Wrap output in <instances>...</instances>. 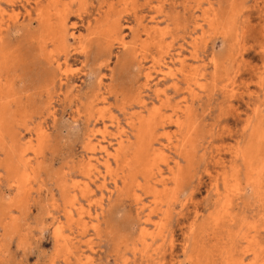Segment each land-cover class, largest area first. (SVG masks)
<instances>
[{"label": "rangeland", "instance_id": "rangeland-1", "mask_svg": "<svg viewBox=\"0 0 264 264\" xmlns=\"http://www.w3.org/2000/svg\"><path fill=\"white\" fill-rule=\"evenodd\" d=\"M66 3L0 0V264H264V0ZM155 25L162 42L145 33ZM163 103L164 121L190 113L181 133L158 128L178 136L170 146L155 143L156 164L183 178L137 202L99 147L113 152L121 128L134 141L129 122Z\"/></svg>", "mask_w": 264, "mask_h": 264}, {"label": "bare ground", "instance_id": "bare-ground-1", "mask_svg": "<svg viewBox=\"0 0 264 264\" xmlns=\"http://www.w3.org/2000/svg\"><path fill=\"white\" fill-rule=\"evenodd\" d=\"M40 1V0H38ZM45 1V0H44ZM78 0H68V3H66L64 6L67 8L68 7L77 2ZM83 1V0H82ZM137 1V0H136ZM37 2V0H36ZM150 2V1H149ZM39 3V2H38ZM51 3V2H50ZM83 3H87L86 2H82ZM209 3V1H208ZM36 4V3H35ZM88 4V3H87ZM116 4V3H115ZM120 4V2H119ZM128 4V3H127ZM134 4V3H133ZM40 5V4H38ZM37 5V6H38ZM43 5V4H42ZM41 5V8H42ZM61 5V4H60ZM121 5V4H120ZM75 6V4H74ZM86 5H83V7ZM126 6V5H125ZM118 7V6H117ZM127 7V6H126ZM39 9V7H38ZM71 9V8H70ZM37 10V9H36ZM41 10V9H39ZM117 10V9H116ZM79 11V10H78ZM69 12V11H68ZM132 12V11H131ZM158 13H162L164 17L163 19L166 20V15L163 13L164 11L162 10V7L158 8ZM37 13V12H36ZM59 13V11L57 12V14ZM81 13V12H80ZM203 13L205 14L204 17V21L209 25V26H222L223 21L224 20V14H222V12L220 13H214L213 15H208L207 10H204ZM39 14V13H38ZM71 14V13H70ZM82 14V13H81ZM207 14V16H206ZM41 16V15H39ZM37 16V17H39ZM59 17H56V23L63 28L66 25V16L63 14V12L60 11V13L57 15ZM118 16V15H117ZM75 17V16H74ZM157 17V16H156ZM156 17H152L153 20H155ZM237 17V16H236ZM54 18V17H53ZM119 17L116 18V20L112 21L110 24L107 25V27H105L104 29H99L96 32H94V34H104L105 36L111 32H115L116 31V23L119 22L118 20ZM39 20V18H37ZM236 19V18H235ZM233 20V19H231ZM22 21V20H21ZM41 21V20H40ZM99 21V20H98ZM30 22V21H29ZM54 22V23H55ZM95 22V21H94ZM41 23V22H40ZM227 23V21H226ZM235 23V22H234ZM96 24V23H94ZM232 24V23H231ZM40 25V24H39ZM98 25V24H97ZM101 25V24H100ZM119 25V23H118ZM121 25V24H120ZM119 25V26H120ZM89 26V24L87 25ZM225 26V25H224ZM223 26V27H224ZM227 26H229V24H227ZM68 27V26H67ZM47 28V27H46ZM92 28V27H91ZM120 28V27H119ZM226 28V30H223V36L225 34H227L229 32V27H224ZM231 28V26H230ZM232 29V28H231ZM146 35L148 38H152V39H156L159 38L160 42H162L164 40V35L167 33L166 30H160L158 28L157 25L145 30ZM118 32H120V30L118 29ZM43 33V32H41ZM72 33V32H71ZM239 33V32H238ZM51 34V41H56L59 40V38L64 34V32L62 33H58L55 30L50 31ZM119 34V33H118ZM69 36V35H68ZM69 38V37H68ZM41 39V38H40ZM75 39V38H74ZM119 39V38H117ZM42 40V39H41ZM43 41V40H42ZM71 41V40H70ZM120 44L126 48V43L123 41V39H119ZM46 42V41H45ZM50 42V41H49ZM160 42L158 43L159 46ZM44 43V42H43ZM85 43V42H84ZM55 44V43H54ZM162 44V43H161ZM49 45V44H48ZM45 46V45H44ZM61 47V46H60ZM109 47V46H108ZM42 48V47H41ZM46 48V47H45ZM164 47L162 46L161 49H163ZM44 49V48H43ZM61 49V48H60ZM67 49V48H66ZM50 50V49H49ZM52 50V49H51ZM82 50H85V46H82ZM45 52V51H43ZM131 52V51H130ZM41 53V52H40ZM67 53V52H65ZM42 55V54H41ZM44 55V54H43ZM49 55V54H48ZM68 55V53L66 54ZM55 56V55H54ZM65 56V55H64ZM162 56V55H161ZM44 57V56H43ZM47 57V56H45ZM44 57V59H45ZM67 57V56H66ZM52 58V57H51ZM58 58V57H56ZM62 58V57H61ZM64 59V58H63ZM66 59V58H65ZM68 59V58H67ZM66 59V60H67ZM48 60V57L46 58V62ZM58 60V59H57ZM50 62V61H49ZM69 62V61H67ZM161 62V61H160ZM159 62V63H160ZM181 65H184V61L180 60ZM1 63V62H0ZM52 63V62H51ZM156 63L157 60H156ZM69 64V63H68ZM64 65V64H63ZM64 67V66H63ZM66 67V66H65ZM67 68V67H66ZM187 68V67H186ZM63 69V68H62ZM199 70V67H191L188 68L187 71H185V75L187 77V79H189L190 81H193L194 84L197 83L199 84V80L197 77V72ZM46 71V70H45ZM62 71V70H61ZM68 71V70H67ZM47 72V71H46ZM49 72V71H48ZM163 77H166L168 75L167 72H164L163 70H161ZM227 72V71H226ZM62 73V72H61ZM68 73V72H66ZM70 73V72H69ZM48 74V73H46ZM64 74V73H63ZM67 76V75H66ZM50 77V76H49ZM62 78V77H61ZM147 78L149 79V74L147 75ZM47 79V78H46ZM189 84V91L191 92V86L193 85L191 82L188 83ZM199 86H201L199 84ZM128 104V103H127ZM182 105V104H181ZM183 106V105H182ZM165 107V103L161 104V106H158L156 108H154L148 116H137L135 118H133L132 121L129 122L130 128L135 130V140L134 141H130V138L127 136L126 131L121 128L119 131V135L116 143V146L113 150V152L109 151L108 147L106 146H100V152L104 153L106 156V159L104 160L103 164L107 169V173H111V163H110V159H114L115 162H121L123 168L126 169V172L123 173L122 175V184L123 187L128 188L129 190L133 191V197L137 202H142L140 199V195L137 193L138 191H145V192H152L155 197H157L159 194H161V192L158 190V186H163V192H168L169 190H171V188H169V185H173L174 187H177L180 185V182L182 181L183 178V170L182 168L178 165L177 162H175L176 168H173L172 166L169 165L168 161L165 160V164L168 166L167 167V171L169 172V175L166 176L163 172V169L156 164V160L158 158H164L166 157V151L162 150L160 148H156L155 147V143L160 142L161 138H165L167 141V144H165L167 147L169 144H172V138L174 136L178 137L177 135H174V133L171 132H163L162 134L158 133V128L159 127H164L165 123L168 121V125L173 124L177 130V132L181 133V131L184 128L185 125V118H189L190 117V113L188 108H180L179 106L177 107H173V115H170L167 118V121H164L163 117L164 115H162V109ZM101 109V108H100ZM95 110V109H94ZM96 112L98 110H95ZM93 112V111H91ZM179 112V113H178ZM98 116V113H97ZM99 118H103L104 117V112H100L99 113ZM106 126L107 125H104ZM99 129V128H98ZM109 130V129H108ZM100 137L104 136L106 133V129L104 130H98L96 131ZM94 135V134H93ZM91 136V135H90ZM177 140V146H175L176 148H183L180 146V144L183 142L182 146H184L185 143V137H182L180 139H176ZM93 141V140H92ZM91 141V142H92ZM89 144V142H88ZM98 144V143H97ZM96 145V144H95ZM99 145V144H98ZM163 145V144H162ZM170 146V145H169ZM27 149V148H26ZM89 149H91V151H95L96 148L94 147H89ZM9 150V149H8ZM25 153V152H24ZM98 162V161H97ZM93 163V162H92ZM90 166V165H88ZM260 166V165H259ZM88 168V167H87ZM258 169V168H257ZM124 170V169H123ZM97 173V172H96ZM101 174V172H98V174L96 176H99ZM139 176L142 180H139ZM90 179V178H89ZM105 180L106 177L103 176V186L105 185ZM21 180H17L18 185L20 184ZM114 185L117 186V181L116 179L114 180ZM101 189V188H100ZM106 189V188H105ZM101 191V190H100ZM104 202V201H103ZM86 211V210H85ZM88 212V217H91V213L90 211ZM86 214V213H85ZM69 215L71 216V212L69 213ZM150 216V214H149ZM71 218V217H70ZM79 219L82 220L83 216H81V214H79ZM147 220H150V217L147 218ZM195 228V227H194ZM255 230V229H254ZM233 236V235H232ZM235 239V238H234ZM67 242V241H66ZM205 252V251H204ZM54 262V261H53Z\"/></svg>", "mask_w": 264, "mask_h": 264}]
</instances>
